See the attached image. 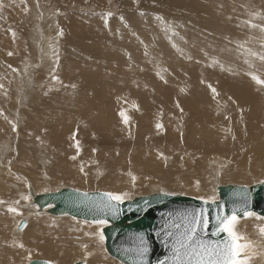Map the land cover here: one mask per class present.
I'll return each instance as SVG.
<instances>
[{
    "label": "rangeland",
    "instance_id": "1",
    "mask_svg": "<svg viewBox=\"0 0 264 264\" xmlns=\"http://www.w3.org/2000/svg\"><path fill=\"white\" fill-rule=\"evenodd\" d=\"M0 5V264H26L29 254L72 264L84 261L72 252L84 244L93 248L87 264H123L98 242L105 225L37 212L32 195L38 193L69 186L120 194L122 201L154 192L214 201L217 185L249 186L264 179V169L257 177H228L231 156L264 161V87L248 74L264 79V0H0ZM234 72L248 75L246 105H217L213 99L202 104L215 107L211 114L186 111L191 96L202 102L209 84L217 89L233 84L228 74ZM81 85L87 102L96 94L101 109L86 106L76 94ZM173 85L186 95L166 103L165 91ZM75 87L79 90L72 91ZM111 102L129 115L127 124L112 123ZM50 116L60 119L48 125ZM198 175L199 183L188 184ZM22 217L29 224L18 230ZM249 218L264 219L253 213L238 222ZM90 225L96 227V233L88 231L93 244ZM247 225L235 230L248 245V264H258L264 225L251 231ZM17 237L24 247L16 248Z\"/></svg>",
    "mask_w": 264,
    "mask_h": 264
},
{
    "label": "water",
    "instance_id": "2",
    "mask_svg": "<svg viewBox=\"0 0 264 264\" xmlns=\"http://www.w3.org/2000/svg\"><path fill=\"white\" fill-rule=\"evenodd\" d=\"M216 191L218 198L214 202L167 192L117 202L109 201L106 191H84L65 186L33 195V204L37 211H46L53 216L70 215L92 222L106 220L107 224L102 228L105 249L123 264H159L160 261L177 264V241L194 214L203 213L210 221L206 232H199L197 237L206 243L223 242L227 238L225 233L212 235L218 215H231L235 209L239 217H243L245 211L264 217V179L249 186L217 185ZM25 223V219H21L17 229L23 228ZM144 248L147 252L140 255ZM180 252L182 255L183 249ZM45 261L48 260L35 258L27 264H44ZM72 264L85 263L78 260Z\"/></svg>",
    "mask_w": 264,
    "mask_h": 264
},
{
    "label": "bare ground",
    "instance_id": "3",
    "mask_svg": "<svg viewBox=\"0 0 264 264\" xmlns=\"http://www.w3.org/2000/svg\"><path fill=\"white\" fill-rule=\"evenodd\" d=\"M3 1H6V0H3ZM49 12V11H48ZM1 19V18H0ZM1 22V21H0ZM47 22V21H46ZM34 27V26H33ZM32 37V36H31ZM33 46V45H32ZM258 52V51H257ZM76 59V58H75ZM84 62L85 63H87L88 62V60H87V58L84 60ZM230 66V65H229ZM247 67V66H246ZM242 70V69H241ZM24 71V70H23ZM245 71V70H244ZM157 72V71H156ZM263 72V71H262ZM246 73H248V72H246ZM80 74V73H79ZM233 75V77L231 78L233 81H234V83L233 84H229L228 85V87L227 88H225L224 89V86L223 85H221L220 87H221V89H217V88H215L214 86H212V87H214L215 89H216V92L218 93L217 95H215V98H213V93H212V91H211V89L210 88H208L209 90H208V92L206 93V94H203V92H201V97H200V100L202 101L201 103L199 102V101H197V99H196V97H192L191 96V99H190V103H189V106H188V108L186 109V111H190V112H192V113H194L196 116H197V114H200V113H204V112H206V113H208V114H211V108H214L215 109V107H211L210 109H207L206 107H204L202 104L203 103H205V104H209V103H211L212 101H213V99L217 102V105L218 104H223V105H246L247 104V101H249L250 100V96H249V93H250V91H249V93H247L246 92V90L248 89H250V87H249V79H248V75L247 76H244L243 74H239V73H230V74H228L229 76L230 75ZM227 75V76H228ZM228 76V77H229ZM250 76V75H249ZM260 76V75H259ZM262 76V75H261ZM146 77H147V74H146ZM214 77V76H213ZM219 77V76H218ZM80 78V77H79ZM250 78H251V76H250ZM230 79V80H231ZM57 80H58V78H57ZM226 80V79H225ZM225 80H219L220 81V83L221 82H225ZM228 80H229V78H228ZM227 80V81H228ZM60 81V80H59ZM78 81V80H77ZM214 81H215V79H214ZM213 81V82H214ZM218 81V82H219ZM63 82V81H62ZM142 82V81H141ZM232 82V81H231ZM67 83H68V81H67ZM215 83V82H214ZM217 83V82H216ZM54 84V83H53ZM82 84V83H81ZM148 84V83H147ZM199 85H200V83H199ZM208 85V84H207ZM217 86V85H216ZM168 87H170V86H168ZM167 87V88H168ZM163 88H166V87H163ZM200 88V87H199ZM79 89L80 90H82V92H76V94L79 96V97H82V101L84 102V103H86L87 102V97H84L86 94H87V91L86 90H84L83 88H82V85L79 87ZM77 87H75V88H71V90L72 91H77V90H79ZM109 89V88H108ZM36 90V89H35ZM177 92H176V91ZM252 90V89H251ZM98 91H100V90H96V91H94V92H98ZM114 92V91H113ZM254 93V95H255V91H253ZM35 93V92H34ZM19 94V93H18ZM38 94V93H37ZM259 94V93H258ZM94 95V96H93ZM96 94H90V96H92V97H90L89 99H88V102H87V104H86V106H89V107H92V108H95V106H97V105H99V107H100V109H101V107H102V102L100 101V99L98 98V96L96 95ZM186 94L185 93H181V91L178 89V88H176L174 85L172 86V87H170V88H168L166 91H165V97H166V103H167V101L168 100H171V101H176V99L177 98H179L180 96H185ZM194 95V94H193ZM260 95H262V94H259V96ZM34 96H35V94H34ZM165 99V98H164ZM79 100V99H78ZM77 100V101H78ZM199 100V99H198ZM256 100V99H255ZM81 101V100H80ZM166 103L164 104V106H168V104L166 105ZM171 103V102H170ZM202 105V107H200ZM83 106V105H82ZM220 106V105H219ZM210 107V106H209ZM226 107V106H225ZM235 107V106H234ZM111 108H112V114L114 115V118H116L115 120H113L112 121V123L113 122H115L116 120H118V122L119 121H121L122 120V118L120 117V115H119V112L120 111H123L122 109H121V107H118V105H117V103H115V102H111ZM117 108H118V110H117ZM170 108V107H169ZM229 108V107H228ZM219 109V108H218ZM94 111H95V109H93ZM230 110V109H229ZM240 110V109H239ZM103 111V110H102ZM20 113V112H19ZM30 113V112H29ZM60 113V112H59ZM59 113H58V115H59ZM128 113V112H127ZM244 113V112H243ZM32 114V113H31ZM61 114V113H60ZM23 115V114H22ZM30 115V114H29ZM33 115V114H32ZM24 116V115H23ZM62 116V115H61ZM64 116V115H63ZM129 116V115H128ZM30 117V116H29ZM34 118V117H33ZM32 118V119H33ZM38 119V118H37ZM60 119V117L59 116H53V118L51 119V116L49 117V119H47V124L49 125V124H52L54 121L56 122L57 120H59ZM27 120V119H26ZM44 122H45V120H44ZM44 122H42V123H44ZM36 124V123H35ZM116 124V123H115ZM44 125H45V123H44ZM79 125V124H78ZM78 127V126H77ZM39 128H41V129H43V131L42 130H39ZM39 128H37L38 130V132H40V133H42V134H46V132H45V130H46V127H39ZM79 128V127H78ZM85 128V127H84ZM35 129H36V127H35ZM53 129V128H52ZM56 130V129H55ZM70 130H71V132H72V129L70 128ZM80 130V129H79ZM50 131V130H49ZM58 131V130H57ZM73 131H74V129H73ZM76 131V130H75ZM78 131V130H77ZM69 132V131H68ZM80 133H82L83 131H79ZM215 132V131H214ZM217 132V131H216ZM53 133V132H52ZM77 133V132H76ZM219 133V132H218ZM65 134V133H64ZM49 135V134H48ZM70 136V135H69ZM62 137V136H61ZM104 137V136H103ZM110 137H114L112 134H110ZM230 137V136H229ZM98 138V137H97ZM263 138H264V136H263ZM100 139V138H99ZM260 140H263L262 138H259ZM101 140V139H100ZM90 141V140H89ZM110 141V140H109ZM116 141V140H115ZM231 141V140H230ZM91 142V141H90ZM230 143V142H229ZM32 144V143H31ZM92 144V143H91ZM251 144V143H250ZM35 145V144H34ZM51 146H52V148L54 149V151L55 152H57L58 154H63L62 152H63V150H62V148H61V146H59V145H57V144H55L54 142H52L51 143ZM223 147L225 148V146H222V149H223ZM37 148V147H36ZM227 149V148H226ZM220 150V149H219ZM20 151V150H19ZM225 152V151H224ZM20 153H21V151H20ZM23 153V152H22ZM21 153V156L23 155ZM42 153V152H41ZM226 153V152H225ZM228 153V152H227ZM70 154H71V152H70ZM260 154H261V156H262V158L264 157V147H262L261 148V150H260ZM69 155V154H68ZM228 155H230V153H228ZM25 157V156H24ZM38 157V156H37ZM63 157H64V155H63ZM62 157V158H63ZM69 157H71V156H69ZM245 154H242V155H240V156H238V158H239V161H236V160H234V158H235V156H231V162H232V164H233V170L230 172V174L228 175V177H231V178H236V179H239V178H248L249 176H253V177H257V176H259L260 174H261V172H263L262 171V169H264V161H262L261 163H255V162H257L258 160H259V157L257 158H255L254 160H252V161H247V160H245ZM64 159V158H63ZM264 159V158H263ZM202 161V160H201ZM69 162V161H68ZM71 162V161H70ZM235 162V163H234ZM259 162V161H258ZM74 163V162H73ZM70 164V163H69ZM71 165H72V163H71ZM70 165V166H71ZM77 165V164H76ZM15 166V165H14ZM26 166V165H25ZM257 166H259L258 168H256ZM72 168V167H71ZM230 169V168H229ZM229 171V170H228ZM69 174V173H68ZM72 175V174H71ZM69 176H70V174H69ZM2 177V176H1ZM72 177H74V176H72ZM202 177L203 176H199L198 175V179H197V181H190V183H188V184H190V185H192V184H197V183H199L200 182V180L199 179H202ZM77 178V177H76ZM73 180L75 179V178H72ZM49 183V182H48ZM11 186V185H10ZM36 190H38V189H36ZM193 190H198V191H201L197 186H195L194 188H193ZM30 192H31V190H30ZM4 194V193H3ZM32 200H33V195H32ZM31 204V203H30ZM34 206V205H33ZM38 212V211H37ZM39 217V216H38ZM56 217V216H55ZM36 218H37V216H36ZM21 219H25V221H27V218L26 217H22V218H20L19 219V221L21 220ZM17 220V219H16ZM31 220V219H30ZM40 220V219H39ZM19 221L17 222V225H18V223H19ZM53 221H55V220H53ZM58 221V220H57ZM56 221V223H59V222H57ZM85 221V220H84ZM252 221V222H251ZM16 222V221H15ZM28 222V221H27ZM89 222H92V221H89ZM259 223L260 224H262V225H264V219H260V218H255L254 219V222H253V220L251 219V218H249V220L246 222V224L244 223V222H242V221H239L238 223H237V225H236V227H241V226H243V225H247L248 226V229L250 230L251 228H252V226L253 225H259ZM28 224H29V222H28ZM14 225V224H13ZM17 225H15V226H17ZM85 227V226H84ZM15 228V231H16V227H14ZM25 228V227H24ZM261 228H264V226L263 227H261ZM238 229V228H237ZM18 230H20V229H18ZM92 231V232H94V233H96V227L95 226H88V228H87V234L88 235H90L91 236V239L90 240H88L89 242H91L92 244L94 243V241H95V238L93 237V234H91V233H88V231ZM247 231V230H246ZM245 231V233H247ZM251 231V230H250ZM16 232H19V231H16ZM23 232H24V230H23ZM22 233V232H21ZM248 233H249V231H248ZM256 233V232H255ZM261 233H263L264 234V232H261ZM241 234V233H240ZM21 235V234H20ZM19 235V236H20ZM23 236V235H22ZM261 236V235H260ZM246 237V236H245ZM18 239L17 240H15V246H16V248L18 249L19 248V245L20 244H22V243H20L21 241H22V239L23 238H19V237H17ZM247 238V237H246ZM21 240V241H20ZM83 240V239H82ZM1 241H9V242H7V244L9 245V243L10 244H12L11 242H10V239H8L7 238V240H6V238L4 239V237H2L1 238ZM245 241V240H244ZM243 241V242H244ZM255 241V240H254ZM260 241H261V245H264V238H260ZM242 242V241H241ZM77 243V242H76ZM7 244H5V245H7ZM252 244V243H251ZM258 246V245H257ZM105 247V246H104ZM82 248V247H81ZM93 248L91 247V248H89V249H87V250H85V249H73V251L72 252H74L75 254H82V255H84L85 256V252L86 251H90V250H92ZM259 249V248H258ZM106 250V249H105ZM255 250V249H254ZM10 251V250H9ZM8 251V252H9ZM256 251V250H255ZM260 251H262V250H260ZM71 252V253H72ZM250 252V251H249ZM108 253V252H107ZM109 254V253H108ZM256 254V253H255ZM110 255V254H109ZM260 255V254H259ZM111 256V255H110ZM258 256V255H257ZM89 257V256H88ZM32 258V257H31ZM254 258H255V256H254ZM32 259H35L34 257L32 258ZM31 259V260H32ZM260 259V260H259ZM258 260V264H264V256H261V258H259ZM30 260H27V263L29 262ZM24 262H25V260H24ZM93 262V261H92ZM26 263V264H27ZM69 263H71V262H69ZM64 264H66V263H64ZM98 264H100V263H98ZM115 264V263H114ZM252 264H256V261H252Z\"/></svg>",
    "mask_w": 264,
    "mask_h": 264
},
{
    "label": "snow or ice",
    "instance_id": "4",
    "mask_svg": "<svg viewBox=\"0 0 264 264\" xmlns=\"http://www.w3.org/2000/svg\"><path fill=\"white\" fill-rule=\"evenodd\" d=\"M9 55H11V53H9ZM261 59L264 60V57H261ZM248 74L257 85L264 87V79H261L259 76L252 73ZM208 87L214 94L213 98H215V95L218 94L216 89L210 84ZM119 115L123 119V122L127 124L130 118L126 115L125 111H120ZM157 128H162V125L157 124ZM74 136L75 134H73V138ZM76 147L79 150V141L76 142ZM93 151H95V149H93ZM73 159H75V157H73ZM81 171H83V168H81ZM105 195L108 197L109 201L121 202L124 198L122 195L114 193H106ZM25 199H29V197H25ZM2 203H4V201H0V204ZM16 203L18 204L19 201H16ZM8 211L20 214L14 207H9ZM244 215L252 216L253 213L245 211ZM239 219L240 217L237 215L235 209L231 215H218L216 217V226L212 235L219 236L221 233H225L227 238L223 242L206 243L204 241H199L197 237L199 232H206L210 221L203 215V213L199 215L194 214L190 225L186 227L181 238L177 241V244L179 245L176 249L177 264H248V257L245 253V249L248 248V245L240 242L242 237L235 230ZM95 223L103 226L107 224V221L100 219L95 221ZM261 232H264V228L261 229ZM97 236L98 242L103 245L105 239L103 231L100 230L97 233ZM140 239L141 243H143L142 236ZM20 247H24V245L20 244ZM82 248L87 250L88 245L84 244L82 245ZM181 249H183L182 255L180 252ZM146 252V248L141 249L140 255H143ZM91 254L92 253L90 252H85V256L83 257L85 264H87V257ZM184 257H187V259H184ZM28 259L31 261V254H29ZM44 264H52V261H45ZM159 264H165V262L160 261Z\"/></svg>",
    "mask_w": 264,
    "mask_h": 264
}]
</instances>
